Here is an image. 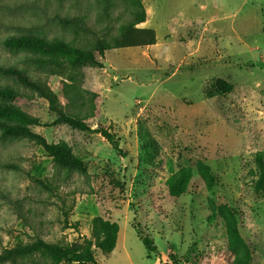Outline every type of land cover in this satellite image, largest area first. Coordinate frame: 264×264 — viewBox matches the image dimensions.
I'll return each mask as SVG.
<instances>
[{
	"label": "rangeland",
	"instance_id": "obj_1",
	"mask_svg": "<svg viewBox=\"0 0 264 264\" xmlns=\"http://www.w3.org/2000/svg\"><path fill=\"white\" fill-rule=\"evenodd\" d=\"M141 2L139 26L155 31L156 44L112 49L102 67L80 69L81 93L97 95L86 123L113 133L119 152L97 133L51 125L44 99L0 76V88L17 91L12 104L40 120L32 130L65 142L85 163L83 174L56 168L33 142L0 134V252L36 239L80 243L101 217L119 232L110 254L94 249L99 264H264V197L253 193L254 156L264 154V0ZM130 22V7L119 0H0V41L32 34L86 48ZM29 56L0 44V66L45 81L67 112H77L63 97L64 78L36 69ZM217 79L231 90L218 92ZM180 167L191 179L172 198L165 181ZM231 220L243 240L234 248ZM47 262L32 255L0 264Z\"/></svg>",
	"mask_w": 264,
	"mask_h": 264
},
{
	"label": "trees",
	"instance_id": "obj_2",
	"mask_svg": "<svg viewBox=\"0 0 264 264\" xmlns=\"http://www.w3.org/2000/svg\"><path fill=\"white\" fill-rule=\"evenodd\" d=\"M105 4H112L114 0H102ZM124 1L130 7L131 22L122 25L117 35L109 40L98 38L89 47L81 48L61 39H45L32 34L10 35L3 38L0 44L8 51L25 52L30 55L27 60L36 69L49 76L64 78L62 94L68 105L76 108L77 112H67L61 105L58 96L50 89L45 81L32 78L24 70L15 66H0V76L7 77L19 86L31 91L34 95L47 102L48 110L54 114L51 125L64 124L81 132H94L104 138L115 152H119L115 135L108 129L98 126L92 129L86 121L93 117L95 111L94 99L96 94L81 93V68L85 65L102 67L101 60L106 51L112 49H125L149 47L156 44L154 30L140 27L146 20V12L141 0ZM215 88L220 93L231 90L232 85L224 80L217 79ZM18 96L17 91L11 87L0 88V134L6 138H20L33 142L39 146L44 154L50 158L56 168L68 172H85L84 160L75 155L71 146L63 141L49 143L42 135L32 130L33 126H42L40 120L13 105ZM145 145L158 153L157 146L147 131H143ZM257 168L256 179L253 183V193L257 197H264V154L258 152L254 156ZM191 179L188 168L180 167L165 181L167 193L172 198H179L185 194ZM43 188L50 190L53 186L48 180H36ZM137 237L149 253H156V247L151 239L137 230ZM118 225L108 219L95 217L91 222L90 238L82 242L58 244L36 239L31 243L18 244L17 246L0 252V263L15 261L32 255L45 258L48 264H99L95 260L94 249L103 254H110L115 246ZM227 235L230 246L235 247L243 242L237 227L231 220L227 225ZM235 260L239 256L232 252ZM171 257V256H170ZM165 264H174L173 262Z\"/></svg>",
	"mask_w": 264,
	"mask_h": 264
}]
</instances>
